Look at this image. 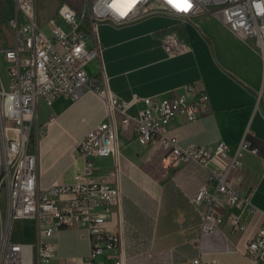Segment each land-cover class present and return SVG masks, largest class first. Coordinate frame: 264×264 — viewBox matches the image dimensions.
<instances>
[{
  "label": "built area",
  "instance_id": "obj_1",
  "mask_svg": "<svg viewBox=\"0 0 264 264\" xmlns=\"http://www.w3.org/2000/svg\"><path fill=\"white\" fill-rule=\"evenodd\" d=\"M11 1L8 24L13 42L1 48L6 78L0 71V197L4 198L3 209L0 203V264H52L57 252L52 237L62 228L87 230L90 251L84 264H127L121 219L114 230L108 222L122 207L119 134L129 127L142 144H156L174 163L193 162L207 173L208 181L191 200L201 216L198 241L228 221L233 231L248 233L245 251L253 264L264 262V210L253 204L251 194L238 192L230 183L231 170L242 165L244 150L257 152V148L244 137L228 165H221L217 158L230 149L225 140L183 146L170 132V122L177 115L196 121L211 110L205 88L188 83L164 97L134 95L126 101L112 90L104 68L100 77L90 76L86 68L89 60L101 55V23L119 27L152 14L174 16L184 23L218 19L237 36L254 38L264 60V0H62L50 19V33L39 21L37 0ZM90 35L93 48L88 45ZM166 49L170 51V46ZM86 91L104 100L107 119L79 143L85 166L75 182L42 187L37 152L44 129L40 102L51 106L62 96L77 100ZM138 102L143 103L138 114L129 113ZM107 156L115 161L112 181L95 176V158ZM62 195L69 197L63 205L59 203ZM229 208L238 213L226 216ZM247 215L257 217L252 227ZM20 219L34 220V241L13 238L14 222ZM102 255L106 260H96ZM64 264H77V260L68 258ZM189 264L219 262L200 254Z\"/></svg>",
  "mask_w": 264,
  "mask_h": 264
},
{
  "label": "crops",
  "instance_id": "obj_2",
  "mask_svg": "<svg viewBox=\"0 0 264 264\" xmlns=\"http://www.w3.org/2000/svg\"><path fill=\"white\" fill-rule=\"evenodd\" d=\"M57 6L58 1L52 14ZM98 34L101 55L89 60L87 71L100 77L104 68L112 90L122 100L134 95L164 97L188 83L205 88L211 110L196 121L177 115L170 122V132L183 146L225 140L230 149L217 158L221 165H228L243 138H248L257 152L244 150L242 165L231 170L230 183L238 192L251 194L253 204L264 210V60L255 39L237 36L218 19L184 23L166 14L148 15L119 27L101 23ZM88 45L94 47L92 35ZM142 107L138 102L128 111L138 114ZM106 119L105 102L92 91L77 100L62 96L51 106L40 102L39 120L44 124L37 148L40 186L75 182L85 166L78 145ZM119 136L123 200L108 228L116 229L121 219L127 264H189L200 254L216 258L219 264H253L245 251L248 233L233 231L228 221L198 241L201 216L191 200L208 181L203 169L193 162L174 163L154 143L142 144L133 127L120 129ZM115 167L111 156L95 158L97 178L112 181ZM68 198L62 195L59 203ZM0 203L3 209V196ZM236 213L237 209L229 208L226 216ZM247 216L252 227L257 217ZM35 236L34 220L14 222L16 241L32 242ZM52 240L57 244L52 264H64L68 258L84 264L90 251L86 229L62 228ZM101 259L106 260L105 255Z\"/></svg>",
  "mask_w": 264,
  "mask_h": 264
},
{
  "label": "rangeland",
  "instance_id": "obj_3",
  "mask_svg": "<svg viewBox=\"0 0 264 264\" xmlns=\"http://www.w3.org/2000/svg\"><path fill=\"white\" fill-rule=\"evenodd\" d=\"M57 1L59 6L62 0H37L39 21L47 33H50V19L55 15V13L52 14V11ZM75 1L78 2L80 0ZM12 11L13 5L11 0H0V71L4 78L7 75L6 61L4 60V52L1 48H7L13 42V32L8 24ZM96 260H102L101 256Z\"/></svg>",
  "mask_w": 264,
  "mask_h": 264
},
{
  "label": "snow or ice",
  "instance_id": "obj_4",
  "mask_svg": "<svg viewBox=\"0 0 264 264\" xmlns=\"http://www.w3.org/2000/svg\"><path fill=\"white\" fill-rule=\"evenodd\" d=\"M170 2H171V0H170Z\"/></svg>",
  "mask_w": 264,
  "mask_h": 264
}]
</instances>
